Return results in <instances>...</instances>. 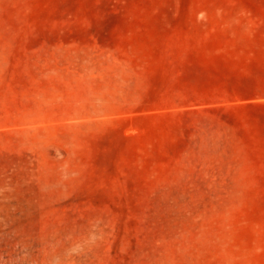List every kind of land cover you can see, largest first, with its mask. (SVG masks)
Returning <instances> with one entry per match:
<instances>
[{"label": "rangeland", "instance_id": "rangeland-1", "mask_svg": "<svg viewBox=\"0 0 264 264\" xmlns=\"http://www.w3.org/2000/svg\"><path fill=\"white\" fill-rule=\"evenodd\" d=\"M263 90L264 0H0V264H264Z\"/></svg>", "mask_w": 264, "mask_h": 264}, {"label": "trees", "instance_id": "trees-1", "mask_svg": "<svg viewBox=\"0 0 264 264\" xmlns=\"http://www.w3.org/2000/svg\"><path fill=\"white\" fill-rule=\"evenodd\" d=\"M263 93H264V90H263ZM250 107H257L258 105H249Z\"/></svg>", "mask_w": 264, "mask_h": 264}]
</instances>
